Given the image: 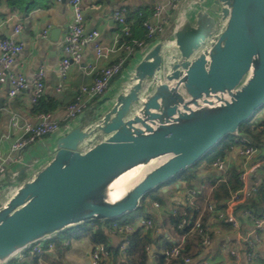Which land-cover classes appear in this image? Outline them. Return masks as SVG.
Wrapping results in <instances>:
<instances>
[{
	"label": "water",
	"instance_id": "obj_1",
	"mask_svg": "<svg viewBox=\"0 0 264 264\" xmlns=\"http://www.w3.org/2000/svg\"><path fill=\"white\" fill-rule=\"evenodd\" d=\"M111 99L0 192V264L75 226L129 215L225 137L242 135L264 106V0H196Z\"/></svg>",
	"mask_w": 264,
	"mask_h": 264
},
{
	"label": "built area",
	"instance_id": "obj_2",
	"mask_svg": "<svg viewBox=\"0 0 264 264\" xmlns=\"http://www.w3.org/2000/svg\"><path fill=\"white\" fill-rule=\"evenodd\" d=\"M62 1V0H57ZM82 0H69L72 9V22L70 24L69 34L64 44V56L59 65L60 81L56 85V91L60 92L63 85L68 81L70 69L73 64L83 63V67L87 74L94 75L91 83L80 85L75 100L69 104L64 113L63 122L55 119L50 113H41L38 115V122L23 120L18 114L14 113L11 118V127L17 131L18 135L12 138L10 150L7 155L0 161V174L4 173L6 167L15 162L22 161V151L27 147L35 144L42 138L51 134H64L69 129V121L76 120L81 113L89 108L92 102L99 96H102L110 89L112 80L120 74L126 64L138 53H145L147 48L152 45L145 40L132 38L131 22L127 19V7L118 6L113 11V19L121 26L112 35L109 42H106L98 29H87L85 24L84 13L82 10ZM183 0H153L151 17L143 21V26L147 30V36L151 39L161 36L158 41H167L165 37L167 30L172 22L178 21L183 17L182 12ZM141 14V13H140ZM21 31V25L16 26L14 36L0 39V76L7 74L9 82L8 96L14 97L19 91L31 90V102L35 103L43 94L45 89V71L40 69L34 74L32 79L21 72L10 71V66L14 63L17 56L23 49V44L16 35ZM46 33V32H45ZM92 50V57L84 61V52L87 49ZM1 109V108H0ZM264 117H260L254 121L261 123ZM252 129L264 131V125L259 129L252 126ZM67 130V131H66ZM232 151L238 150V155L243 161L245 168L243 169L240 179L243 184L242 188L232 192L230 199L225 203L224 207H220L216 202H209L207 208L211 212V219L207 223H202V214L196 219L194 230H199L203 234V247L200 257L209 249L216 237L226 238V226H230L237 232L236 242L231 255L234 256V264H241L242 251L244 250L243 242L249 248L247 251V261L254 262L260 258L259 254L253 249L257 242L261 240V234L264 230V213L256 214L251 209L240 206L254 193L256 185L250 181L253 172L261 169L264 165V145L257 146L252 143L247 134L242 133L235 136L231 141ZM225 158L218 157L212 162L214 171H225L228 167ZM19 174L18 172L15 175ZM256 176V175H255ZM224 180V175L218 177V181ZM200 186V184H199ZM195 186L188 188L184 186L178 191V197L174 203L173 209L180 207L183 203L190 206L195 205V197L203 186ZM153 209L156 210L157 218L152 216H141L137 221L119 223L112 221L109 225V231L112 234L121 236L119 242V250L122 255H126L129 248V237L133 231L141 229L143 232H152L159 227L163 221V217L167 210L162 211V204L158 201L153 202ZM197 209V207H196ZM240 215L245 221L253 226L248 237L242 235V222ZM215 222L212 225L211 220ZM185 220L180 222L177 227L183 229ZM154 234V233H152ZM186 233L180 237H172L168 234L169 239L173 241L170 248L162 250L165 255L166 262L169 264L171 258L178 257L186 249ZM228 237V236H227ZM229 241V239H228ZM69 240L64 239L63 243L67 245ZM55 243L52 239L41 240L31 244L25 249L17 253L11 260L4 264H31L26 259L32 258L36 254L44 252L52 254ZM153 246H148V250L153 254ZM111 258V250L103 243L96 244L91 252V264H103ZM194 259L184 257L183 262L189 263ZM201 264H216L211 257L207 255Z\"/></svg>",
	"mask_w": 264,
	"mask_h": 264
},
{
	"label": "crops",
	"instance_id": "obj_3",
	"mask_svg": "<svg viewBox=\"0 0 264 264\" xmlns=\"http://www.w3.org/2000/svg\"><path fill=\"white\" fill-rule=\"evenodd\" d=\"M152 3L153 0H82L81 5L86 28L100 30L102 38L106 42H109L112 35L120 27V25L113 19V11L116 7H127L128 15L134 19L137 14L139 15L142 12L149 16L152 10ZM186 6L187 5L183 2L182 14L185 12ZM71 22L72 9L69 0H0V39L14 36L16 26L21 25V31L16 37L23 44V49L15 59L14 63L10 66L9 70L21 72L25 74L28 79H32L36 72L43 69L46 74L44 80V95L46 98H52L59 101V105L57 109L52 112V115L55 119L61 120H63L66 106L74 99L80 85L91 83L94 77V75L86 73L83 63L73 64L70 69L69 79L63 85L62 90L58 92L55 89L60 81L59 65L65 53L64 44L66 37L69 34ZM178 22L179 20L172 22L168 29H172V36L174 35ZM92 55V50L88 48L84 52V61L91 58ZM132 62L133 59L130 61V66L132 65ZM126 79L127 77L122 73V75L119 76V82L114 80L109 89V91H115H108L109 93L104 97L112 101L111 98L121 90ZM8 90L9 82L7 74L5 73L0 76V161L9 152L12 138L18 135L17 131L13 130L11 127V118L13 114L18 113L23 120L38 122V114L33 113L31 110V90L19 91L14 97L8 96ZM100 100L81 113L76 120L69 121L68 129L76 126L81 119L87 124L93 120L94 117L100 115V113L104 111L100 106L105 103H100ZM260 117H264V113ZM60 135L62 134L57 133L42 138L35 144L23 150L22 161L8 165L5 172L0 174V192L6 188V185L11 184L18 179H22L34 167H37L39 164L47 160L52 155L55 140ZM238 154V150H235L225 156V159L229 164L228 167L234 165L239 166L242 169L245 168V166H243L244 163ZM16 172L19 174L15 175ZM261 172L262 170L259 169L252 173L253 177L250 176L252 184H255L256 178H261ZM200 175L203 180H208L224 175V171L202 172ZM183 187L184 185L182 183L176 185L175 197L172 201L173 204L169 202L165 207L162 205V211L160 214H163L166 210L170 211L172 209L176 198L178 197V191ZM153 212L159 214L154 209ZM241 222L242 235L246 238L250 231H252L253 226L247 223L244 218L241 219ZM211 223L212 225L215 224L213 219L211 220ZM101 225L109 232V242L111 244H119L121 236L119 234H112L106 224ZM157 230L158 233L164 232L160 227H157L156 231ZM156 231H154L155 233L153 236L158 238L157 241L159 245L162 241L157 237L158 233ZM236 234L237 232L235 230L230 226H226L227 239H223L220 236L216 237L209 249L200 258L192 260L186 264H201L206 255L211 257L216 264H234V256L231 255V250L236 242ZM169 236L166 237L169 238ZM64 239L67 238H63V240ZM67 240H69V242L67 244L68 249L65 253L66 260H68L70 264H91V252L94 249V243L88 237ZM158 245L156 243L153 244L152 251L156 249ZM243 246L244 250L242 251L243 257L241 264H264V230L261 234V240L257 242L253 248L256 253L259 254L260 258L252 263L248 262L246 253L249 248L246 246L245 241L243 242ZM152 256H154V253L151 254V257ZM153 258L154 257L150 259V262ZM26 261L28 262L29 259H26ZM112 262V260H108L105 264H112Z\"/></svg>",
	"mask_w": 264,
	"mask_h": 264
},
{
	"label": "trees",
	"instance_id": "obj_4",
	"mask_svg": "<svg viewBox=\"0 0 264 264\" xmlns=\"http://www.w3.org/2000/svg\"><path fill=\"white\" fill-rule=\"evenodd\" d=\"M152 13L153 10H151V14L147 16L142 12L139 15L137 14L134 19L127 13V19L131 22L132 26V38L145 40L151 45L161 38V36L153 39L149 38L147 36V30L143 26V21L151 17ZM171 30H168V32H166L165 37L169 38L170 36H172L173 32ZM136 56L132 57V59H134ZM130 61L126 64L125 69H128L130 67ZM123 71L117 76H120ZM117 76H115L113 80H115ZM108 91L109 90H107L102 96L97 97L92 102V104H95L101 98H103L108 93ZM74 100L75 96L69 104H71ZM58 105V100L46 98L43 94L35 103H32L31 110L33 113L38 115L41 113L53 114L52 112L57 109ZM58 120L63 122V120L61 119ZM261 125H264V120H262L261 123H257L254 122V119H252L241 126L240 132L247 134L253 144L262 146L264 145V131L259 129ZM252 126H255L257 130H259H253ZM51 135H48L46 137H49ZM234 137L235 136L232 135L225 137L215 148L210 151H215L212 158L210 159V164H212L213 160H215L216 158H225V156L233 152L231 149V141L234 139ZM226 138H228L227 142L222 144ZM263 155L264 152L259 155V157ZM188 170L175 176L173 179L181 177L180 182H183L188 188L199 186V184L200 186L203 185L200 188V192L195 197V205L190 206L186 203H183L180 207L175 208V210L173 209V205L172 209L166 212L163 217V221L159 225L164 232L158 233V230H153L152 232L146 233L141 229L133 231L128 235L129 248L125 256L120 253L119 244H111L109 242V232L101 225L106 224V226L109 227V224L112 221L125 223L131 222L133 220L123 216L111 221L106 220L88 222L68 229L60 235L52 238V241L55 243V248L52 254L47 252L36 254L35 256H32L31 260L29 259V261H31V264H70L65 257V253L68 247L63 243V238L80 239L83 237H88L94 243V245L103 243L108 246V248L111 250L110 261H113L112 264H165V255L161 250L170 248L173 244V241L167 238L166 234L175 238L180 237L183 233L187 234L185 241L186 249L181 253L180 256L171 258L169 264H182V260L184 257H189L194 260L200 258L202 250L204 249L202 244L203 234L199 230H194L196 219H198L200 217V214L203 213L202 223H207V221H209V219L211 218V212L207 208L209 202L214 201L220 207H224L225 203L230 199L232 192L242 188L243 184L241 182L240 175L243 169L239 166L234 165L227 167L224 171V180L222 181H218V178L203 180L198 171L196 172L194 170L188 172ZM261 170V178L255 179L256 189L254 193L247 199L245 203L240 205L251 209L258 215L264 213V165L261 167ZM148 196H151L150 193L143 197L139 208L143 210L145 216H152L154 218H157V215L147 207L146 199L148 198ZM154 199L155 201H160L157 198ZM183 220H185L184 227L183 229H179L177 225ZM154 231L158 233L157 237H159L162 241L159 245L157 241L158 238H156V236H153L154 234H152L155 233ZM155 243L158 245V247L153 250L154 256L152 257L154 258L150 262V259L152 257L150 250H148V246Z\"/></svg>",
	"mask_w": 264,
	"mask_h": 264
},
{
	"label": "rangeland",
	"instance_id": "obj_5",
	"mask_svg": "<svg viewBox=\"0 0 264 264\" xmlns=\"http://www.w3.org/2000/svg\"><path fill=\"white\" fill-rule=\"evenodd\" d=\"M196 0H183V2L187 5L186 6V9H185V12H183V16L184 15H187L191 12V9H192V6L194 5V2ZM176 30V29H175ZM175 33V31H174ZM156 43V42H155ZM149 49V48H147ZM144 53H138L137 56L133 59V62H132V65L128 68V69H125L123 71L124 75L126 77H128L129 73L131 72L134 64L141 58V56L143 55ZM122 75V74H121ZM114 81V80H113ZM112 81V82H113ZM115 81L116 82H119V76H117L115 78ZM112 85V83H111ZM117 87V86H116ZM115 87V88H116ZM113 90H110L109 92H111ZM115 91V90H114ZM113 91V92H114ZM108 92V93H109ZM105 98V97H104ZM112 101L111 100H106L105 103H103L100 107L101 109L105 110L107 109L110 105H111ZM99 113V112H98ZM264 113V106L262 108H260L259 110L256 111L255 113V117H254V121H256L259 116L263 115ZM228 140V138H226L222 144L226 143ZM215 153V151H212L210 152L209 154H207L197 165H195L194 167L190 168L188 170V172H191V171H198L199 173H205V172H209V171H214V168L212 166V164H210V159L212 158L213 154ZM181 177H177L173 180H170L166 183H164L162 186L156 188L154 191H152L150 193L151 196H148V198L146 199V203H147V207L149 208V210L153 211V207H152V204H153V201H155L154 198H157L159 199L160 203L165 207L169 202L172 203V201L174 200V197H175V188H176V185L178 183H182L184 186H186L183 182H180ZM166 189L165 192H163V190ZM158 201V200H157ZM173 204V203H172ZM145 215V213L143 212V210L141 208H138L137 210H135L134 212L130 213L129 215L125 216L126 218H130V219H133L132 221H137L141 216ZM240 218L242 219V215H240Z\"/></svg>",
	"mask_w": 264,
	"mask_h": 264
},
{
	"label": "clouds",
	"instance_id": "obj_6",
	"mask_svg": "<svg viewBox=\"0 0 264 264\" xmlns=\"http://www.w3.org/2000/svg\"><path fill=\"white\" fill-rule=\"evenodd\" d=\"M254 117H255V115H254ZM254 117H253V119H254ZM159 202V201H158ZM157 215V214H156ZM144 216V215H143ZM158 217V216H157ZM110 225V224H109ZM160 227V226H159ZM96 245V244H95ZM182 262H183V260H182Z\"/></svg>",
	"mask_w": 264,
	"mask_h": 264
}]
</instances>
